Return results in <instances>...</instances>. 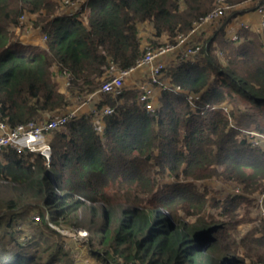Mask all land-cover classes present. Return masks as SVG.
<instances>
[{"label":"trees","instance_id":"obj_1","mask_svg":"<svg viewBox=\"0 0 264 264\" xmlns=\"http://www.w3.org/2000/svg\"><path fill=\"white\" fill-rule=\"evenodd\" d=\"M67 1L85 8L69 15L64 0H0V122L13 129L86 99L92 107L45 133L48 163L0 151V264H73L48 220L87 230L101 264H264V226L229 234L246 195L264 192V148L247 134L264 135V25L232 38L264 0ZM221 6L229 9L194 41L196 56L165 60L152 111L130 82L118 95L99 92L111 68L176 45ZM22 16L46 37L42 47L14 37ZM213 177L243 194L207 198L191 182Z\"/></svg>","mask_w":264,"mask_h":264},{"label":"built area","instance_id":"obj_2","mask_svg":"<svg viewBox=\"0 0 264 264\" xmlns=\"http://www.w3.org/2000/svg\"><path fill=\"white\" fill-rule=\"evenodd\" d=\"M63 7L65 9L68 8L66 12L71 15L76 10H83L85 8V3L83 1L70 2L64 0ZM227 9H229L228 6L218 7L205 18L201 19L194 30H192L189 35L179 39L176 45L160 46L156 50H147L144 56L137 62L135 67L128 70L115 71H113V68H111L110 71H112V76L102 84L99 92L118 95L122 91L125 82L131 78L132 73L138 69H145L146 82L138 85L139 101L144 104V107L147 111H152L154 108V102L151 99V91L153 86L159 83L158 78L160 77L161 70L165 66V57L171 53H176L179 51H181L179 55L180 59L196 56L199 51V45L198 43L194 42V40L189 38L195 34L198 27L204 26L205 24L210 23L212 20L219 18L221 15H223L224 10ZM256 13L259 14L261 24L264 25V6L258 8ZM24 18V16L20 17V22L23 21ZM242 25L248 27L249 24L241 23L240 26ZM232 38L235 39V31L232 32ZM45 40L46 37L43 36V42ZM161 86L163 89L168 87L165 84H162ZM193 99H197V96L188 97L190 103L193 101ZM81 107L82 105H80V107H74L64 114L54 115L42 124L30 122L26 125H19L11 129L5 123L0 122V151L5 148H11L17 152H22L25 150L32 153L39 152L46 160V163H48L51 156V149L46 141L45 133L49 130L56 129L64 125L70 118L78 114V111ZM110 112V110H104V113L106 114ZM258 136H261L264 140V136ZM260 199L259 202L261 201ZM72 232L76 234H85V232H79L77 229H74Z\"/></svg>","mask_w":264,"mask_h":264},{"label":"rangeland","instance_id":"obj_3","mask_svg":"<svg viewBox=\"0 0 264 264\" xmlns=\"http://www.w3.org/2000/svg\"><path fill=\"white\" fill-rule=\"evenodd\" d=\"M256 15L258 19L257 21L253 23L255 25L254 30L263 26L261 24L259 14H256ZM223 16L224 15H221L219 18L212 20L210 23H207L204 26L198 27L197 31L195 32L194 41L202 42L209 35H211L213 31L219 25L216 21L220 18L222 19ZM21 22L23 24L21 27L11 29V30H14L13 32L14 37L17 40H20V43L24 45L27 43H31V44L33 43L34 45L32 46L42 47L44 43H43V35L41 34V32L38 29H35L33 26H31V21L30 20L28 21L26 17ZM32 34L34 35V38H31V37L29 38V35H32ZM165 60H164V63H165ZM141 71H143V69H138L137 73ZM126 82H128V80ZM126 82H125V85H126ZM142 82L143 83L146 82L145 76L142 77ZM58 88L60 91H63L65 89V85L62 80L60 81L58 80ZM152 89H155V88L153 87ZM153 102L155 104V101ZM86 103H87L86 106H88L87 99H86ZM81 104L82 103L80 104L77 103L73 105L72 108L80 107ZM247 134L249 137L250 144L264 148V140L261 136H258V135L264 136L263 134H257L251 131L248 132ZM34 153H38L41 156L39 152H34ZM44 161L46 162L45 159ZM191 182L195 185L197 191L200 193H204L207 198L216 197L218 199H224L227 197L229 193L243 194L241 192L240 187L231 185L230 183H226L220 177H213L211 179H207V180H203L199 182H194V181H191ZM246 197L249 199L250 204L248 205L244 204L241 209L237 210V213L239 215V218L241 219L240 220L241 222L237 223L234 230L231 229L229 231V234L232 237L236 238L237 240H239L245 234L249 232H253L254 230H257V229L259 230L261 229L262 226H264V213H263L264 212V195L256 193L253 195H246ZM259 199L261 200L260 202H259ZM87 205H92V203H88ZM30 219H33V217H30ZM48 225L54 228L55 230H57L62 235L63 247L69 250L70 254L72 255L73 264H101L100 261L96 260L94 257L90 255V252L94 250L95 248L88 247L89 234L87 230L77 229L79 232L80 231L85 232V234L84 233L76 234L72 232L75 228H72V226H69L67 224H63L62 227H57L48 220ZM33 228H34V225H29L26 222H23L20 225V230L23 231V233H26L28 235L33 234Z\"/></svg>","mask_w":264,"mask_h":264},{"label":"crops","instance_id":"obj_4","mask_svg":"<svg viewBox=\"0 0 264 264\" xmlns=\"http://www.w3.org/2000/svg\"><path fill=\"white\" fill-rule=\"evenodd\" d=\"M257 13L256 12H250V13H246L244 14L243 16L239 17L237 23H235L234 27L232 28V31H236L240 24L241 23H248L249 25H252V27H255V25L253 24L255 21H257L258 17L256 15ZM147 28V31L149 30L148 29V26L147 25H144V30ZM143 30V28H142ZM34 38V35H29V38ZM29 40V39H28ZM31 40V39H30ZM28 44V43H27ZM31 44V43H30ZM31 45H34L33 43ZM173 55L174 53H171L169 55H167L165 57V59H170V58H173ZM138 70H136L134 73H132L131 75V78L128 80V82H130L131 84H134L136 86L142 84V77H144L146 74V71L145 69H143V71L137 73ZM64 82V81H63ZM65 84V83H64ZM158 91L155 89H152V100L155 101L156 100V95H157ZM83 107V106H82ZM89 108H92L90 106H84L83 108L79 109V112H81L82 110L84 111H88Z\"/></svg>","mask_w":264,"mask_h":264}]
</instances>
